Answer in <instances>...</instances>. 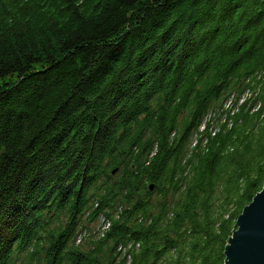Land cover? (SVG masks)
<instances>
[{
    "label": "trees",
    "instance_id": "trees-1",
    "mask_svg": "<svg viewBox=\"0 0 264 264\" xmlns=\"http://www.w3.org/2000/svg\"><path fill=\"white\" fill-rule=\"evenodd\" d=\"M263 188L264 0H0V264H225Z\"/></svg>",
    "mask_w": 264,
    "mask_h": 264
},
{
    "label": "water",
    "instance_id": "water-1",
    "mask_svg": "<svg viewBox=\"0 0 264 264\" xmlns=\"http://www.w3.org/2000/svg\"><path fill=\"white\" fill-rule=\"evenodd\" d=\"M225 251V264H264V188L243 210Z\"/></svg>",
    "mask_w": 264,
    "mask_h": 264
},
{
    "label": "rangeland",
    "instance_id": "rangeland-1",
    "mask_svg": "<svg viewBox=\"0 0 264 264\" xmlns=\"http://www.w3.org/2000/svg\"><path fill=\"white\" fill-rule=\"evenodd\" d=\"M100 226H101L100 222L90 223V225H88V228H90V230L87 229L85 234H83L80 238L89 235L90 231H91V233L95 234V236H96L98 234ZM80 240L81 239H79L78 243H80ZM28 263L29 262L26 259L21 258L20 260L16 261L14 264H28Z\"/></svg>",
    "mask_w": 264,
    "mask_h": 264
}]
</instances>
